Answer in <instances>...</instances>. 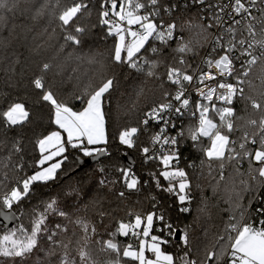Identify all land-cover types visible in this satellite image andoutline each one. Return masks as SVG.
Returning a JSON list of instances; mask_svg holds the SVG:
<instances>
[{
    "label": "snow or ice",
    "instance_id": "6c2138e0",
    "mask_svg": "<svg viewBox=\"0 0 264 264\" xmlns=\"http://www.w3.org/2000/svg\"><path fill=\"white\" fill-rule=\"evenodd\" d=\"M96 7L93 0H0V80L7 89L22 83L15 79L19 58L8 54L10 38L24 28L18 21H30L28 31L41 21L55 24L51 32L44 30L46 43L56 39L65 54L62 61L37 64L23 94L0 89V264H264V0H99L93 24ZM96 27L112 40L107 53L84 50ZM70 62L87 64L100 83L74 84L61 97L59 87L80 79L64 78ZM109 64L126 67L137 81L128 108L136 123L111 138L106 107L119 81L107 74ZM149 94L151 103L141 108ZM33 104L50 108L56 130L35 139L40 158L28 174L26 167L33 166L24 160L23 130L32 123ZM144 134L147 144L141 142ZM113 139L118 151H139L145 164L155 161L158 169L142 180L133 162L105 165L113 159ZM187 144L200 155L199 164L190 161L185 168L181 149ZM69 149L95 162L96 183L117 200L152 183L176 198V212L191 214L193 189L202 190L200 183L193 185L192 169L211 177L214 193L223 185L232 215L222 231L212 232L203 226L210 214L201 197L193 224L181 229L169 218L170 209L152 196V211L130 210L128 220L101 233L97 225L113 213L103 199L89 198L76 185L63 199L58 193L32 207L25 224L18 209L30 201L35 184L58 179ZM245 162L246 172L241 170ZM253 202L259 204L254 212ZM254 215L261 217L258 223ZM197 225L202 237L194 244ZM169 245L177 251H167Z\"/></svg>",
    "mask_w": 264,
    "mask_h": 264
},
{
    "label": "trees",
    "instance_id": "16d2710c",
    "mask_svg": "<svg viewBox=\"0 0 264 264\" xmlns=\"http://www.w3.org/2000/svg\"><path fill=\"white\" fill-rule=\"evenodd\" d=\"M94 4L97 5L96 8L93 9L91 22L93 24L98 23L97 20V12H98V4L99 0H93ZM19 24H23L24 28L18 27L16 33L10 38L11 44L8 49V54L13 58H19V64L16 66L18 75L16 76V80L22 81L21 85L17 89H7L4 85L3 80H0V89H4L6 91H19L23 94L24 85L27 84V77L30 76L35 70L37 64L41 61H50L55 58L56 61H62L64 59L65 54L59 52V44L56 39L46 43L47 35L44 34L45 28L48 29V32H51L53 28L56 27L55 24H49L47 21H41L35 26L33 31H28V28L32 27V23L27 20L18 21ZM7 35V32L4 33ZM189 33H185V37L188 38ZM104 30L100 27H96L91 35L88 37V40L85 44L84 50L87 51L89 48L93 50H98L101 52L107 53V51L112 46V40H105L104 38ZM37 45H44L37 53L35 51ZM174 46V45H173ZM201 55H203V50H201ZM77 68V73L73 74L72 69ZM79 75V81L73 80L71 83H65L63 86L59 87L57 90L61 97L66 96L68 93L73 91L74 84H80L81 86L87 85L91 83L93 87L97 86L100 83V77L98 75L93 76L92 69L87 65H77L76 63L70 62L64 73V78L68 75ZM108 75H115L117 80L119 81L118 87L112 92L111 103L107 105L106 111L108 113L107 119L108 124L107 128L110 134V138L113 134L117 133L118 130L127 125V124H135L136 117L133 113L128 111V108L131 106V99L134 98V85L137 83L134 74H130L126 67L113 66L111 64L108 65ZM2 75V73H0ZM61 77H57V80H60ZM149 87H152L150 84ZM158 95V93H157ZM35 95L33 94L30 97V100H34ZM151 103V94H149V99L144 100L143 98L140 101L141 108L145 107L147 104ZM75 109H80L81 105L78 102H74ZM238 111L241 109L242 105L238 103L236 105ZM32 108V123L27 125L23 130V133L28 137L25 143V156L24 160L27 165H32L33 167H26L25 172L31 174L35 169V163L39 160L40 154L37 149L34 148V141L36 138L41 137L43 135L48 134L50 131L56 130V126L51 123V110L47 105L41 104H33ZM152 131L157 130V126H152ZM149 140L148 134H144L141 136V142L143 144H147ZM206 143V141H205ZM112 152L113 159L111 161L105 160V165L109 163L112 164H124L121 159V154L123 151L130 152L134 159L135 165L134 168L136 172L141 176L142 180L148 179L146 173L148 171H156L158 169L157 162H149L145 164L143 160H141V154L136 150H126V149H117V143L113 139L112 140ZM68 160L63 164L62 170L58 172V179L56 181L49 182L47 184L37 183L33 186L34 191L30 198V201H25L23 209H18V211H23L25 213L22 216V221L28 220L27 213L31 210L32 207L40 203L41 201L47 200L50 196L61 194V198L63 199V193L68 190L69 186L79 185L88 192L89 198L95 196L101 198L105 201V207L109 208L113 215L109 218H106L103 224H98V230L101 233H104L105 230H112L115 227V221L123 219V207H125V211L129 209L130 206L135 205L138 210L146 211L147 204L145 202V198H149L155 196L160 204L167 209H170L168 212L169 218L172 220L174 225L183 229L186 225L193 224L194 217L196 216L195 209L200 205L201 197L207 199L209 205V214L210 219H207L203 226L209 228L212 226L213 228H217V224L232 215L233 209L228 203V193H226L223 189V185L221 189L214 193L211 184L214 183L211 177H199L198 170L194 172L192 169H188L190 175L193 176V185L196 183H200L202 186L201 189H196L194 187V196L195 199L193 201V212L191 214H180L176 212L175 209V200L174 196H170L167 193L160 192L156 189L155 185L149 183L148 186L142 188L140 193H134L129 197V200H117L114 193L109 192L107 189H100L96 180L98 179L97 173L94 171L93 173H87L93 167L97 166L93 164L80 172H74L77 168V158L80 157V154H71L68 152ZM199 153L195 152L190 144H187L182 148V159L180 167H187L190 161H195L199 164ZM83 158V157H80ZM247 163L245 162L242 171L247 170ZM231 171L229 168L225 175L228 176V173ZM206 172V170H205ZM113 175L115 173H112ZM218 179V176H217ZM163 183V181H162ZM119 188V186H117ZM151 199V198H150ZM248 198L242 201V203L247 204ZM151 206L152 201L150 200ZM137 204V205H136ZM255 205L253 202L252 207ZM148 210V209H147ZM152 211V210H151ZM159 224L156 225V227ZM223 227V226H222ZM0 229L4 230L3 227ZM202 236L201 226L197 225L193 230V243L197 244L200 242ZM105 239L107 236L105 235ZM123 243H126L127 240L120 238ZM167 251L176 252L177 249L172 246H166Z\"/></svg>",
    "mask_w": 264,
    "mask_h": 264
},
{
    "label": "rangeland",
    "instance_id": "374dc122",
    "mask_svg": "<svg viewBox=\"0 0 264 264\" xmlns=\"http://www.w3.org/2000/svg\"><path fill=\"white\" fill-rule=\"evenodd\" d=\"M65 136H66V134H64ZM68 152H71V154H79L78 152H76L74 149H69V151ZM66 154H68V153H66ZM116 165H120V164H118V163H116ZM45 166H47V165H45ZM62 167H63V165H62ZM97 166H95V167H93L90 171H88L87 173H89V174H91V173H93L94 171H95V168H96ZM151 197H149V198H145V202H146V204H147V209H146V211H143V213H147V212H149V211H151L152 210V206H151V203H149L150 202V199ZM127 200H129V198L127 199ZM127 200H124V201H127ZM137 205V204H136ZM133 206H135V205H132V206H130L129 207V209L127 210V211H125V207H123V220H128L129 219V217H128V212L131 210V211H133V212H139V213H142V210H138V209H136L135 207H133ZM142 213V214H143ZM229 215V214H228ZM228 215H227V217H225V219L223 220V221H221L220 223H218L217 224V228H213L212 226H210L209 227V229L212 231V232H219V231H222L223 230V228H224V226L227 224V222H228V220H229V218H228ZM24 223L25 224H27L28 223V220H25L24 221ZM223 226V227H222ZM3 230L2 229H0V232H2ZM202 237V236H201ZM118 239H120V238H118Z\"/></svg>",
    "mask_w": 264,
    "mask_h": 264
},
{
    "label": "water",
    "instance_id": "95a60500",
    "mask_svg": "<svg viewBox=\"0 0 264 264\" xmlns=\"http://www.w3.org/2000/svg\"><path fill=\"white\" fill-rule=\"evenodd\" d=\"M128 155L127 156H121L122 161L124 162V164H127L128 162H133L135 165V159L133 157V155L130 152H127ZM83 161H85V163L83 164L82 167L78 166L77 164V168L74 170V172H72L71 174H74L76 172H80L83 169L95 164V162L91 159V158H81ZM9 226H12L11 224H9ZM0 227H3V222L2 220H0Z\"/></svg>",
    "mask_w": 264,
    "mask_h": 264
},
{
    "label": "built area",
    "instance_id": "2783aa9c",
    "mask_svg": "<svg viewBox=\"0 0 264 264\" xmlns=\"http://www.w3.org/2000/svg\"><path fill=\"white\" fill-rule=\"evenodd\" d=\"M204 54V53H203ZM194 99H195V97H193ZM185 124H187V121H185ZM184 148V147H183ZM181 152H182V149H181ZM141 158V160H143L142 159V157H140ZM180 164H181V162H180ZM259 206V204L257 203V202H255V205L251 208V210L254 212V209L256 208V207H258ZM253 219L256 221V223H258L259 222V219H261V217H257V216H253ZM157 227H159V225L157 226Z\"/></svg>",
    "mask_w": 264,
    "mask_h": 264
}]
</instances>
